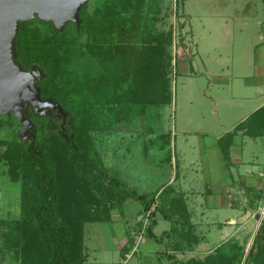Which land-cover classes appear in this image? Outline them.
Segmentation results:
<instances>
[{
	"label": "rangeland",
	"instance_id": "374dc122",
	"mask_svg": "<svg viewBox=\"0 0 264 264\" xmlns=\"http://www.w3.org/2000/svg\"><path fill=\"white\" fill-rule=\"evenodd\" d=\"M135 1L138 0H84L81 10L85 8L87 14L96 20L113 11L128 12ZM260 4L258 0H141L139 41L150 44L156 55L167 61L166 79L171 85L172 101L161 106L153 102L148 90L151 75L135 73L115 79L110 99L105 103L96 101L92 105L96 110L93 113L98 115V128L91 129L92 145H87L88 156L93 163L103 165L106 174H117L126 186L150 193L175 177L176 165L171 164L170 157L172 155L175 160L178 157L181 159L179 175L170 182L186 192L183 199L181 192L176 191L177 206L183 209L186 200L193 224L177 222V228L170 235H164L161 240L153 237L151 249L143 241L148 236L144 232L136 250L128 248V256L122 250L123 245L120 246L126 223L131 224L127 226L131 230L136 227L135 220L147 212L140 199L130 197L121 207L123 212L118 207L123 217L126 213L124 219L85 224L84 244L88 257L85 264L94 261L105 264H169L172 259L168 252L176 253L180 259L205 257L227 240L244 243L243 263L264 217V197L254 204L248 202L249 194L257 193V189L251 190L249 185L257 188V179L262 177L260 172L264 169V135L238 134L242 140L239 153L244 161L236 163L234 159L231 164V159L230 165L225 158L227 164L220 166L215 156L224 153L220 143L216 142L217 138L234 129L232 123L252 102L242 97L247 91L238 94L235 100L230 96L232 90L244 89L241 77H236L235 83L227 84L215 76L251 70V59L259 41L257 12ZM31 19H34L32 25L38 28L39 34L48 33L63 44L62 51L67 56V60L62 62L65 71L55 78L60 85H63L61 78L72 77V81H76L80 77L83 80L86 75L103 68L99 54H102L101 50L105 51L107 43L98 41L87 26L82 28V21L66 20L58 26L51 18L35 15L28 20ZM159 32L164 34V42L156 35ZM98 43L103 46L98 47ZM193 45L197 51L192 59L196 72L191 74V60L184 57L191 56ZM247 50L251 52L250 56L246 55ZM206 67L211 71L209 75ZM29 69L37 72V85L47 75L37 62L32 63ZM207 85V93L220 98L217 109L223 124L212 112L214 103L211 97L201 94V89ZM191 95H194V100L189 103L187 99ZM43 99L48 103L38 106L24 100L20 109L30 119L28 124L14 107L9 111L0 110V218L12 219L21 214L22 180L12 179L4 154L9 141L16 137L31 140L33 133L36 134L34 119L26 113L31 111L43 117L53 115L62 127L69 120V111L62 102ZM259 101L261 99L257 97V104ZM243 103L245 107L241 106ZM163 128L170 132V143L166 141L168 133L161 135ZM148 130L152 133L147 134ZM220 177L223 184L231 189V197H228L226 186L223 190L217 189ZM220 194L225 195L224 201L228 200L231 205L219 204ZM100 202L104 203V200ZM156 216L158 222L154 231L160 237L164 229L170 230L174 221L164 217L160 210ZM8 229L9 224L0 223V264H20L16 258V246H11L12 239L7 237ZM196 236V240L189 241ZM174 244L177 247L183 245L182 249L173 250Z\"/></svg>",
	"mask_w": 264,
	"mask_h": 264
},
{
	"label": "trees",
	"instance_id": "16d2710c",
	"mask_svg": "<svg viewBox=\"0 0 264 264\" xmlns=\"http://www.w3.org/2000/svg\"><path fill=\"white\" fill-rule=\"evenodd\" d=\"M132 7L128 12L113 11L96 20L87 14L85 8L80 10L82 28L87 26L98 41L107 43L105 51L101 50L102 54H99L103 68L86 75L83 80L80 77L76 81H72V77L61 78L63 85L55 79L65 71L62 62L67 60V56L62 51L63 44L48 33L39 34L38 28L32 25L34 19L21 22L14 44L15 59L25 68L29 69L32 63L37 62L47 71L39 82L41 96L62 102L69 111V120L62 127L53 115L43 117L27 112L26 115L34 119L35 138H14L9 141L4 154L12 179H21L23 185L20 216L0 218V223L9 224L7 237L12 239L11 246H16V258L20 264H84L85 223L110 219V210L121 209L130 197L140 199L143 209L150 211L146 230L150 237L161 240L177 228V222L193 224L185 203L180 209L177 198L171 196L172 185L164 186L161 191L159 188L154 193L141 192L126 186L117 174H106L103 165L93 163L88 156L87 145H92L91 129L98 128V115L93 113L96 110L92 105L96 101L105 103L110 99L115 79L135 73L151 75L148 90L153 102L161 106L172 101L171 85L166 79L167 61L159 58L150 44L139 41L141 0L135 1ZM44 22L51 24L50 21ZM156 35L164 36L162 32ZM160 41L164 42L165 38ZM69 98L73 101L69 102ZM239 129H244V133L251 136L264 134V105L240 121L233 130L220 136L219 143L229 164L230 147ZM249 189H257L256 195L249 194V203L254 204L264 197V185L257 188L249 186ZM93 204H97L96 208ZM159 210L164 217L174 221L170 230L164 229L160 237L154 231ZM138 224H142L141 219ZM127 234L128 240L122 247L124 253L135 242L130 229H127ZM196 239L197 236L189 241ZM243 244L227 240L205 257L191 256L187 259H180L171 251L168 252L172 259L169 264H241ZM172 246L180 250L183 245ZM242 264H264V217Z\"/></svg>",
	"mask_w": 264,
	"mask_h": 264
},
{
	"label": "water",
	"instance_id": "95a60500",
	"mask_svg": "<svg viewBox=\"0 0 264 264\" xmlns=\"http://www.w3.org/2000/svg\"><path fill=\"white\" fill-rule=\"evenodd\" d=\"M84 0H0V110L13 107L25 118L20 107L24 100L35 106L45 105L37 85V72L22 66L15 59V41L22 20L35 15L51 18L61 26L66 20L80 23L81 3ZM33 125V124H31ZM35 138L33 133L32 140ZM256 233V232H255Z\"/></svg>",
	"mask_w": 264,
	"mask_h": 264
},
{
	"label": "crops",
	"instance_id": "0c3cea01",
	"mask_svg": "<svg viewBox=\"0 0 264 264\" xmlns=\"http://www.w3.org/2000/svg\"><path fill=\"white\" fill-rule=\"evenodd\" d=\"M258 1H259V3H261L260 4L261 7L258 8V11L259 12H257V16H258L257 17V36L259 37V41H257V45H256L257 48L255 49L256 50V53H254V55L252 56V59H251V57L249 58V59L252 60L251 70H249L247 72L246 71L245 72H240V73H238V72L235 71L230 76L229 75H220V74H218V75L215 76L216 79L222 80L220 82H225L227 84H231V83L233 84V83H235L234 80H235L236 77H241L243 79V82L242 83H243V85H245L244 89L243 90H239V91L232 90V92L230 93V96H232L231 98L233 100H235V99H237V95L238 94L245 93V91H247L248 93L247 94H244L242 97L243 98H246V99H250V101L252 102L250 105H248L249 106L248 109H245L244 110V112L242 113L241 117H239V119H237L236 121H234V123H232V126H233L232 128H234L240 121L246 119L257 108H259L260 106L264 105V15H263L264 14V9H263L264 1L263 0H258ZM191 43L194 44L193 41ZM195 43H196V40H195ZM197 45H198V43H197ZM193 48L194 49H193V51L190 54L191 56L185 55V57H184L186 59L191 60V66H190V69H189V73H191V74H193L194 72H196V67H195L194 62L192 60L194 58L196 52H197L196 51V45H193ZM250 53L247 50L246 55L247 56H250L251 55ZM246 59H247V57H246ZM231 62L233 63V61H231ZM227 66L230 67V64H227ZM233 67H235V66L233 65ZM205 71H206V73L208 75L211 73V71L209 70L208 67L205 68ZM208 88H209V85H207L205 88L201 89V94L207 95V96L211 97L207 93L208 92ZM193 97H194V95L189 96V98L187 99V101H189V103H192L193 100H194ZM257 97L259 98V100L261 99V101H259L258 104H257ZM228 100H230V102H232L231 99H228ZM211 101H212V103H214V107L212 109V112L214 114H217L218 115L219 122L221 124H223L222 123V120H221L220 112L217 109V106L219 105V102H220V98H218V97H211ZM241 106L242 107H245V103L241 104ZM188 131L189 130H185L184 132H188ZM147 132H148L147 134H151L152 133V132H150V130H148ZM153 132H155V130ZM166 133H170V132H165L164 131V128H163L161 135L162 134H166ZM238 134L248 135V134L244 133V129H239L238 133L235 134V136L233 138V142H232L231 147H230V150H231V159H232L231 164H233L234 159H235L236 163H238V161H242V162L244 161V159L242 158V156L239 153V151L241 150V146L240 145H241L242 140H240L239 137H237ZM222 135H220V136H222ZM263 135L264 134L258 135V136H263ZM220 136L217 138V141H216L217 144H219V138H220ZM258 136H253V137H258ZM166 141L170 143V141H171V135H169V137L168 136L166 137ZM215 159H217V162L220 163V166H225L227 164L224 155H222V156H218L217 155V156H215ZM170 160L172 161L171 164H175L176 165V175H175L174 178L171 177L167 181L168 183L166 185H172L174 187V189H172L171 192H170V194H172L171 195L172 197L177 198L176 197L177 196L176 195V191L179 190V192H181L182 198L185 199L184 197L186 196V192L184 190L178 189V187L174 184L173 181L170 182L171 180H176L177 177H178V175H179L178 169H179V166L181 165V159H179L177 157L176 160H175L174 157H172V155H171ZM260 173H261L262 177L259 178V179H257V183H256L257 184V187H262L264 185V176H263L264 169ZM217 183H218V184H216V186H218L217 189L223 190L224 187L226 186L227 187L226 190L228 191V197H231L232 196L231 193H230V190L231 189H229V187H228V185H226V183L223 184V181H222L221 177L217 179ZM164 185H162L160 188L164 187ZM249 186H251V185H249ZM239 189H240V191H242L241 188H238V191H239ZM224 197H225V195L220 194V201L218 202L219 204H224V202L225 203H228V200L224 201ZM127 200H128V198L124 201V203ZM177 202H178V200H177ZM184 203H185V206H186L187 210L190 212V217H191L192 216L191 210L188 208V204H187L186 200H184ZM228 204L231 205V203H228ZM125 215H126V213H124V217H123L121 215V213L119 212V209L118 208H112L110 210V216L111 217L108 220L111 221V220H115V219H124L125 218ZM138 220H139V218H137L135 220V223L138 222ZM227 220L229 221L230 219L228 218ZM191 221H192V218H191ZM87 222H93V221H87ZM128 225H131V224H129L128 222L126 223V228L124 229V234L122 235V237L120 239L122 241L120 246L124 245V243L127 242V240H128V234H127V226ZM186 229H189V228H186ZM151 240L153 241L154 239H153V237H150V236H146L144 238V240H143L144 243L147 245V247L149 249H151L149 247L150 244H152V241ZM173 250H176V249H173ZM87 261H88V257H87V253H86L85 263ZM90 264H105V263H98L97 261H94V262H90Z\"/></svg>",
	"mask_w": 264,
	"mask_h": 264
},
{
	"label": "built area",
	"instance_id": "2783aa9c",
	"mask_svg": "<svg viewBox=\"0 0 264 264\" xmlns=\"http://www.w3.org/2000/svg\"><path fill=\"white\" fill-rule=\"evenodd\" d=\"M149 215L150 211H147L145 216H142L141 218L142 224H136V227L133 226L130 230L131 234L135 237V242L132 247L133 250H136V248L138 247V242L142 239V237L144 236L143 233L147 230L150 221ZM127 254L128 256H130L129 252H127Z\"/></svg>",
	"mask_w": 264,
	"mask_h": 264
}]
</instances>
